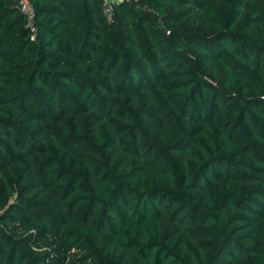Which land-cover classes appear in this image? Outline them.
<instances>
[{"label": "trees", "instance_id": "obj_1", "mask_svg": "<svg viewBox=\"0 0 264 264\" xmlns=\"http://www.w3.org/2000/svg\"><path fill=\"white\" fill-rule=\"evenodd\" d=\"M29 1L34 40L0 0V264H264V0Z\"/></svg>", "mask_w": 264, "mask_h": 264}, {"label": "built area", "instance_id": "obj_2", "mask_svg": "<svg viewBox=\"0 0 264 264\" xmlns=\"http://www.w3.org/2000/svg\"><path fill=\"white\" fill-rule=\"evenodd\" d=\"M17 8L26 19L27 26L30 30V40H34L36 28L33 24L34 11L29 0H16ZM100 2L101 11L107 21L112 22L114 19L113 4L122 2L123 0H98Z\"/></svg>", "mask_w": 264, "mask_h": 264}, {"label": "rangeland", "instance_id": "obj_3", "mask_svg": "<svg viewBox=\"0 0 264 264\" xmlns=\"http://www.w3.org/2000/svg\"><path fill=\"white\" fill-rule=\"evenodd\" d=\"M196 22H198V20Z\"/></svg>", "mask_w": 264, "mask_h": 264}]
</instances>
